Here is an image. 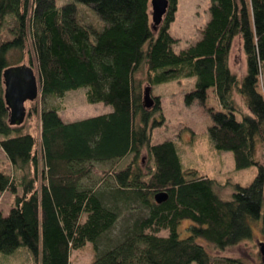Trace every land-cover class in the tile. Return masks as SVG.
<instances>
[{"label": "trees", "instance_id": "trees-1", "mask_svg": "<svg viewBox=\"0 0 264 264\" xmlns=\"http://www.w3.org/2000/svg\"><path fill=\"white\" fill-rule=\"evenodd\" d=\"M167 1L153 29L150 0H71L60 8L55 0H0V32L9 18L14 23L12 38L0 40V150L12 166L0 173V196L13 198L8 214L0 212V254L25 248L33 264H70L72 251L91 245V264H247L214 252L259 235L264 243V98L257 92L264 0H209L200 37L178 53L169 32L178 0ZM78 5L94 12L93 23ZM237 37L243 70L229 65ZM13 50L37 79V97L25 105L36 134L25 121L9 123L2 74ZM176 74L196 80L185 103L206 105L207 91L214 93L221 110L207 108L208 134L215 150L232 153L236 170L256 168L249 185L184 170L172 141L151 144L164 119L152 92L153 107L143 106L144 88ZM80 88L87 102L111 111L64 123L48 98ZM158 193L167 199L157 203Z\"/></svg>", "mask_w": 264, "mask_h": 264}, {"label": "rangeland", "instance_id": "rangeland-1", "mask_svg": "<svg viewBox=\"0 0 264 264\" xmlns=\"http://www.w3.org/2000/svg\"><path fill=\"white\" fill-rule=\"evenodd\" d=\"M70 1L55 0V5L60 8ZM209 5V0H178L175 20L171 23L169 29L171 36L177 40L173 45L174 52L178 53L185 50L200 37V30L209 19ZM78 9L88 10L85 12L86 21L93 23L96 16L92 10L82 5H78ZM12 29H14V23L9 18L0 32V40L11 39ZM237 39L239 38L237 37L233 41L229 65L232 70L239 69V67L243 70L245 58L240 51ZM8 59L11 66L26 65L27 61V57L16 50L9 53ZM195 81L194 77L176 74L167 82L152 86V94L160 98L164 122L161 126L152 129L151 144L155 145L164 141H172L175 144L184 170H196L198 175L207 176L225 186H227V183H238L241 186L249 185L257 174L256 168L252 166L245 170H236L232 153L215 150L208 134V128L212 122L207 108H213L215 111L221 110L212 90L209 89L207 91L206 105H202L197 101L190 104L185 103L184 95L195 88ZM85 92L86 89L80 88L67 92L63 98L50 97L47 103L56 110L64 123L81 121L111 111L110 106L102 103L90 104L87 102ZM257 92L264 98V75L258 80ZM25 105L27 106L28 103ZM237 119L240 120V117L237 116ZM36 123L35 118L34 120H26L25 131L32 132L34 130L35 132L34 126ZM142 164L148 166L151 163L144 157ZM11 167L0 150V173L10 174ZM100 167H107V165ZM101 170L102 168H99L97 172L99 173ZM231 192V189L229 190L226 187L222 190V194H226V197ZM12 203L13 198L9 197L8 194L0 196V212L7 215ZM188 225L189 222L185 221L180 226L179 230L182 237L186 236L182 232ZM258 225L260 228V222ZM258 241H262L260 235L251 242L242 243L221 253L214 252V254L241 258L247 264H259L257 256ZM93 259L94 252L92 247L87 245L80 250L71 252L70 264H91ZM0 264H33V260L27 249L19 248L12 255L0 254Z\"/></svg>", "mask_w": 264, "mask_h": 264}, {"label": "water", "instance_id": "water-1", "mask_svg": "<svg viewBox=\"0 0 264 264\" xmlns=\"http://www.w3.org/2000/svg\"><path fill=\"white\" fill-rule=\"evenodd\" d=\"M168 7L167 0H150V12L153 29L162 22ZM4 87V102L9 110V123L11 126H21L26 118L25 104L36 99L38 94L37 79L30 66H11L2 74ZM154 100L151 97V87L146 86L143 92V106L152 108ZM167 199L166 193L155 195V201L162 203ZM258 250L264 263V243L258 244Z\"/></svg>", "mask_w": 264, "mask_h": 264}, {"label": "crops", "instance_id": "crops-1", "mask_svg": "<svg viewBox=\"0 0 264 264\" xmlns=\"http://www.w3.org/2000/svg\"><path fill=\"white\" fill-rule=\"evenodd\" d=\"M237 42H238V44L240 45V41H239V39H237ZM243 55V54H242ZM110 112V111H109ZM109 112H107V113H109Z\"/></svg>", "mask_w": 264, "mask_h": 264}]
</instances>
